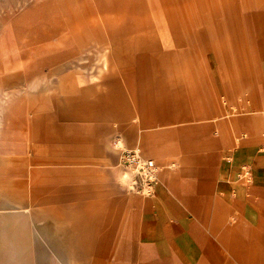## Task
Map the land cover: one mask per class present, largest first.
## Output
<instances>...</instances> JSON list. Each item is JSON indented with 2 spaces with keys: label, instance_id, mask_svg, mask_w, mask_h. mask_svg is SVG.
Masks as SVG:
<instances>
[{
  "label": "rangeland",
  "instance_id": "rangeland-1",
  "mask_svg": "<svg viewBox=\"0 0 264 264\" xmlns=\"http://www.w3.org/2000/svg\"><path fill=\"white\" fill-rule=\"evenodd\" d=\"M12 1L0 9V190H19L26 204L0 208V264H82L76 247L63 258L58 234L33 222L38 209L58 227L96 225L105 249L86 264H181L145 245L139 222L162 178L194 183L239 141L263 140L264 17L247 13L264 12V0H73L82 5V41H57L54 12H37L44 0ZM205 16L209 32L175 38L178 26ZM36 37L40 49L31 48ZM79 47L82 67L39 65ZM141 69L165 83H126ZM234 119L237 133L207 141V127L216 135L217 122L230 130ZM37 144L66 146L69 161L31 162ZM30 168L39 172L31 177ZM33 187L44 196L30 205ZM262 218L247 226L231 215V255L219 264H264Z\"/></svg>",
  "mask_w": 264,
  "mask_h": 264
},
{
  "label": "crops",
  "instance_id": "crops-1",
  "mask_svg": "<svg viewBox=\"0 0 264 264\" xmlns=\"http://www.w3.org/2000/svg\"><path fill=\"white\" fill-rule=\"evenodd\" d=\"M12 0H4V4H15ZM39 16L50 15L54 12L53 22L55 27L52 32L58 39H72L82 41V5L73 0H44L37 8ZM249 19L264 17V12H249ZM198 18V17H197ZM191 17L187 24L178 26L175 38L198 36L209 32L212 16H205L202 19ZM202 24L198 26V23ZM67 25L64 32L61 25ZM48 32V31H47ZM64 35V38L60 36ZM47 37L50 46L56 45L50 41L53 36L51 32ZM36 37L31 42L32 49H40L41 44ZM167 51L168 50H164ZM170 51V50H169ZM56 58L44 57L39 62L40 66L46 65L50 69H67L71 67H82V47L70 51L64 49L55 54ZM143 61H139V65ZM17 63H9L16 65ZM143 67V65H140ZM160 75V74H159ZM165 78L160 75L158 80H151L150 73L141 69L137 73L136 80L127 79L126 83H165ZM63 111V109H61ZM60 111V113H61ZM59 113V114H60ZM229 125L217 122L214 135L210 128L203 133L207 141L211 143L225 142L226 139L238 132V119L229 120ZM232 129V130H231ZM263 140L245 139L238 142L230 151L225 154L212 170L210 175L203 178V174L194 183L179 175L164 177L158 183L153 195L149 199V205L144 209L139 222L140 240L149 246L159 249H169L172 255L181 264H219L228 262L230 258V220L233 214L239 217L238 222L247 226L258 224L263 220L264 215V138ZM259 140V141H258ZM57 141H65L59 137ZM139 149L147 147L142 136L138 139ZM33 152L38 157L31 158V162L65 163L69 161L68 148L66 146L54 145L43 146L32 145ZM59 149V150H58ZM49 153V154H47ZM52 155V156H51ZM50 172L49 169H45ZM39 170L30 168V176L34 177ZM190 183L193 187L190 186ZM194 191L198 196L196 199L182 198L187 192ZM211 195L214 205L206 200L205 194ZM53 195V194H52ZM50 194V196H52ZM31 196H35L27 204H38L44 194H40L35 187L32 188ZM54 196L52 198H57ZM48 198V197H47ZM23 196L17 189L4 188L0 190V208L18 211ZM29 206V205H27ZM38 209L37 211H39ZM34 211L33 222L44 220L45 227L49 232L55 231L58 234V244L62 245L64 253L62 257H70L71 248L76 247V252L82 254V264L97 262L105 249L104 242L96 236L95 226L92 224H79L73 228L71 222L68 226H56L54 222L43 219L40 214ZM42 211V210H41ZM86 226V227H85ZM105 238V237H104ZM73 242V244H72ZM54 253V252H53ZM57 253V252H56ZM54 257L59 256L54 253ZM68 258V257H67ZM63 263V260H58Z\"/></svg>",
  "mask_w": 264,
  "mask_h": 264
},
{
  "label": "bare ground",
  "instance_id": "bare-ground-1",
  "mask_svg": "<svg viewBox=\"0 0 264 264\" xmlns=\"http://www.w3.org/2000/svg\"><path fill=\"white\" fill-rule=\"evenodd\" d=\"M146 162H147L148 165H149V164H150V165L153 164L152 160H150V159H148Z\"/></svg>",
  "mask_w": 264,
  "mask_h": 264
},
{
  "label": "built area",
  "instance_id": "built-area-1",
  "mask_svg": "<svg viewBox=\"0 0 264 264\" xmlns=\"http://www.w3.org/2000/svg\"><path fill=\"white\" fill-rule=\"evenodd\" d=\"M150 165V164H149Z\"/></svg>",
  "mask_w": 264,
  "mask_h": 264
}]
</instances>
